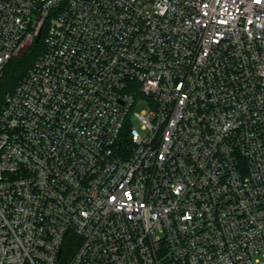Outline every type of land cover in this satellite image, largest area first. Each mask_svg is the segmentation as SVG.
<instances>
[{
    "label": "built area",
    "instance_id": "built-area-1",
    "mask_svg": "<svg viewBox=\"0 0 264 264\" xmlns=\"http://www.w3.org/2000/svg\"><path fill=\"white\" fill-rule=\"evenodd\" d=\"M40 42L0 264H264V0H0V81Z\"/></svg>",
    "mask_w": 264,
    "mask_h": 264
},
{
    "label": "trees",
    "instance_id": "trees-1",
    "mask_svg": "<svg viewBox=\"0 0 264 264\" xmlns=\"http://www.w3.org/2000/svg\"><path fill=\"white\" fill-rule=\"evenodd\" d=\"M43 44H35L25 50L21 55L13 57L5 67L3 77L0 81V99L16 91L20 83L27 77L29 71L33 68L39 59ZM72 255V250L64 249L62 262Z\"/></svg>",
    "mask_w": 264,
    "mask_h": 264
},
{
    "label": "rangeland",
    "instance_id": "rangeland-1",
    "mask_svg": "<svg viewBox=\"0 0 264 264\" xmlns=\"http://www.w3.org/2000/svg\"><path fill=\"white\" fill-rule=\"evenodd\" d=\"M40 51H42V50H40ZM23 52H24V51L19 52L18 56L21 55ZM141 109H142V107H139V108H138V110H141Z\"/></svg>",
    "mask_w": 264,
    "mask_h": 264
},
{
    "label": "water",
    "instance_id": "water-1",
    "mask_svg": "<svg viewBox=\"0 0 264 264\" xmlns=\"http://www.w3.org/2000/svg\"><path fill=\"white\" fill-rule=\"evenodd\" d=\"M40 40V35L38 36V38L36 39V43H38Z\"/></svg>",
    "mask_w": 264,
    "mask_h": 264
}]
</instances>
